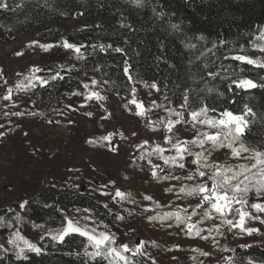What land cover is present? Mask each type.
<instances>
[{
  "label": "rangeland",
  "instance_id": "rangeland-1",
  "mask_svg": "<svg viewBox=\"0 0 264 264\" xmlns=\"http://www.w3.org/2000/svg\"><path fill=\"white\" fill-rule=\"evenodd\" d=\"M75 23L58 22L64 31H69ZM50 25L28 29L7 42L0 41V209L15 201L22 203L43 191L81 192L107 205L118 217H123L118 219L123 233L107 231L87 211L71 210L67 217L81 225L87 224L96 233L114 235L116 247L142 245L140 255L151 264H252L240 258L234 247L251 242L264 247V224L259 220L246 219L245 227L259 230L248 235L238 227L230 228L222 223V218L215 212L211 219L204 217V209L194 217L181 214L197 207L200 202V197L180 192L182 187L191 188L203 182L198 175L192 180L186 179L196 173L197 166L191 162L195 157L186 155L182 161L184 168L171 162L166 164L161 158L176 154L172 144L166 142V137H171L174 144L204 139L203 133L214 135L220 132L223 139L226 130L221 132L219 128L199 123L193 126L189 112L181 105L172 112L160 110L158 102L162 91L158 87L159 90L152 88L154 83L136 85L128 94H114L105 82L92 75L85 80L89 88L81 95H72L74 92L62 94L51 106L38 102L30 91L29 78L33 76V69L51 60L49 50L44 51L40 45L58 43L56 38L40 40L36 37L39 31ZM67 41L74 44L70 37ZM34 75L39 76L37 73ZM92 80L97 84L93 85ZM32 82L39 84L35 80ZM18 84L23 87L18 88ZM9 89L11 99L5 100ZM91 91L98 92L105 99L86 100V94ZM133 100L142 108L138 109ZM137 111L144 114L137 115ZM17 112L21 115H14ZM89 112L91 116L86 114ZM173 113H181L182 122L169 132L168 121L178 119ZM105 136H110V139L103 140ZM223 142L225 147L215 149L211 142H206L203 149L197 144L186 146L192 153L203 152L208 164L232 168L253 155L241 152L240 157H235L227 147L228 140ZM240 144L237 140L233 147L239 148ZM157 146L164 149L162 154L156 152ZM129 160L142 162L143 170L131 173L127 168ZM252 162L255 160L250 159L248 163ZM202 170L208 174L213 171L212 168ZM174 186L177 192H172ZM117 189L127 198L116 197ZM146 196L151 199H145ZM156 202L159 204L154 206ZM252 203L258 202L249 200L246 209L264 219V213H256L251 208ZM169 209L182 216L180 221L175 216L159 220ZM84 217L90 219L84 220ZM227 219H233L235 223L239 217L232 213ZM188 224H199L196 227L202 230L200 235L193 231L185 236ZM63 226L42 227L23 219L21 224L0 233V249L19 252V247H24L22 241H17L19 247L8 242L16 232L41 248L42 237L50 232L55 234ZM204 236L208 238L203 239Z\"/></svg>",
  "mask_w": 264,
  "mask_h": 264
},
{
  "label": "trees",
  "instance_id": "trees-1",
  "mask_svg": "<svg viewBox=\"0 0 264 264\" xmlns=\"http://www.w3.org/2000/svg\"><path fill=\"white\" fill-rule=\"evenodd\" d=\"M0 4L7 5L0 7V41H10L28 29L48 23L51 25L36 37L58 39L49 49L51 60L37 74L48 78L59 71L63 79L30 87L38 102L51 106L62 94L83 93L85 80L92 75L105 82L114 94H128L136 85L154 83L162 91L160 110L172 112L184 104L185 95L193 108L206 104L216 109L208 113L215 118L225 109L238 114L247 105L252 114L239 141L264 151V88L240 90L232 85L229 89L237 78L264 84V68L226 58L248 55L264 61V52L259 51L264 46V39L259 37L264 31V0H142V5L135 0H0ZM61 21L76 23L64 31L58 24ZM69 37L80 47L79 54L62 46ZM116 48L122 51L116 52ZM241 162L235 168L240 163L249 167L253 164L248 163L250 159ZM142 164L129 160L127 168L131 173L141 172ZM177 190L174 186L172 192ZM249 200L264 203L254 193L249 194ZM25 201L24 208L15 201L0 209L1 234L23 219L42 227H61L71 210H87L107 231L123 233L114 210L81 192L43 191ZM194 210L196 214L203 212L202 208L193 207L180 213L194 217ZM174 212L166 210L159 220L170 219L166 214ZM185 236H189L188 232ZM87 243L78 234L65 237L63 243L45 235L40 254L26 249L23 256H18V252L0 249V264H108L86 257ZM88 251L92 249L89 247ZM234 252L252 264H264V247L257 242L236 245ZM126 255L139 264H151L141 255Z\"/></svg>",
  "mask_w": 264,
  "mask_h": 264
},
{
  "label": "snow or ice",
  "instance_id": "snow-or-ice-1",
  "mask_svg": "<svg viewBox=\"0 0 264 264\" xmlns=\"http://www.w3.org/2000/svg\"><path fill=\"white\" fill-rule=\"evenodd\" d=\"M137 5H142V0H135ZM0 7H7L5 4H0ZM174 28L178 26L173 25ZM203 39V37H201ZM260 39H264V32H261ZM66 49H72L77 54L80 53V47L75 44H72L68 41H64L63 45ZM44 51H48L52 45H40ZM110 47V46H109ZM189 47H195V45H189ZM215 47V45H214ZM103 50V46H101ZM116 52L122 51L120 48L114 49ZM259 51L264 52V46L259 48ZM20 55V53H18ZM78 58H83L82 56H78ZM230 58L231 60L238 61L240 64L253 65L259 68H264V61L259 59H253L248 55H234ZM207 65H205L206 67ZM63 66H61L62 68ZM128 66L125 65L124 72L128 73ZM42 69L35 68L32 70L33 76L29 78V85L35 87V84L32 82L33 80L39 82L41 86H46L49 84V81H55L57 79H63L60 75V72H56L54 75H51L48 78H43L40 76L34 75L35 73L41 72ZM243 71V69H241ZM215 75V74H210ZM131 79V77H129ZM93 85L97 84L96 80H92ZM232 85H235L236 89L240 90H249L257 87L264 88V84H257L252 79L248 78H237L232 80L229 85V89L232 90ZM18 88L23 87V85L18 84ZM83 87L85 89L89 88L88 84H84ZM152 88H157L156 84L151 85ZM157 90H159L157 88ZM209 92L213 91L212 89H208ZM72 95H81L79 92H74ZM222 96L223 93H220ZM86 100H92L93 98L97 100H103L105 97L101 96L98 92L91 91L88 92L85 96ZM5 100L11 99V89H9V95L4 96ZM133 104H136L138 109L142 108L141 104H138L135 100L132 101ZM83 106V105H82ZM181 107L192 108L189 112L191 117V121L194 122L193 126L196 123L207 125L211 128H219L221 132L226 130L223 139L221 138V133L218 132L216 134H208L203 133L204 139H193L191 141H177L176 143H172L171 137H166V142L172 144V148L175 150V156L170 157H161L164 162L167 164L169 162L178 165L180 168L185 167V163L182 161L185 160L187 156H194L191 162L197 166L196 173L194 175H189L186 177L188 180H192L195 176H199L202 183H198L191 188H181L180 192L185 193L189 196H198L200 197V202L197 204V208L204 209V217L211 219L212 213L215 212L222 218V223L227 224L231 227H238L241 232L247 233L248 235H252L259 230L256 228L245 227L246 219H255L259 220L260 223L264 224V219H262L259 215H253L246 209V206L249 203V194L254 193L255 197L258 199H264V151L257 150L251 146H247L241 142L240 147H233V144L237 140H242V137L245 135L246 130L248 129V125L250 123L248 116L252 114L251 108L247 105L244 106L243 110L240 113H233L227 109L223 110L220 113V118H210L208 116L209 111L215 112L216 109H210L206 104L193 108L190 104L188 95L184 96V104ZM91 116L92 113H86ZM137 115H143V111H137ZM178 117L175 121H168L167 128L169 132H172L174 127L182 122V114L181 113H173ZM14 115H21V113L17 112ZM51 122V121H50ZM103 140H109L110 136L102 137ZM224 139L228 140L227 147L231 149L233 156L240 157L241 152H251L253 155L251 157H245V159H254L255 163L251 164L249 167L246 164H241L237 168H232L231 166H221L218 164H208L207 157L204 156L203 152L192 153L187 148V144H197L199 147L203 149L204 144L206 142H211L213 145V149L216 147H225L223 142ZM91 143V141H89ZM147 143V141H145ZM264 147V146H262ZM115 151V149H112ZM156 152L158 154H162L164 152L163 148L157 146ZM211 153L209 152V155ZM151 163V161H149ZM155 167V166H154ZM212 168L213 171L211 174L206 173L202 169ZM255 170V171H254ZM155 176L156 173L153 172ZM207 176V180L204 178ZM175 179H179V177H175ZM209 181L211 182L209 184ZM166 191H171V189H167ZM116 197L121 199H126L127 196L124 192H121L119 189L116 190ZM145 199H151V197H145ZM27 204V201L21 203L19 206L24 208ZM235 205H239V207H235ZM207 206V207H205ZM107 207V205H105ZM251 208L255 210L256 213H264V203H252ZM87 211V210H85ZM235 213L236 216L239 217L238 221L234 223L233 219H227V217ZM196 214L195 210L192 213ZM175 216L177 221H180L181 217L179 213H167L166 218H171ZM118 219H123V217H117ZM2 219V218H0ZM84 220L90 219V217H84ZM149 219H154L150 217ZM190 219V217H189ZM64 226L61 229H58L55 234L48 233L53 241H57L63 243L65 237H68L72 234H78L81 237H85L87 239V246L85 247L84 255L90 258L93 261L99 259L100 261H107L108 264H139L138 261L133 260L131 257L124 255V253L131 252L132 256L140 255L142 250V245H137L134 248H130L129 245L124 244L119 247L115 246V237L107 232L96 233L95 229H89L87 224L81 225L78 221L74 222L72 219L68 217H64ZM188 234L191 235L193 231H195V235L199 236L201 229H198L196 225L188 224ZM218 231V229H217ZM211 232V230H209ZM13 238L9 239V243L19 247L17 241H22L24 247H19L18 256H23L25 254V249L30 252H34L36 254H40L42 249L37 247L35 244L31 243L24 237L20 235L19 232L12 234ZM203 239H207V236L202 237ZM91 248L92 251H88V248ZM203 255H208V253H202Z\"/></svg>",
  "mask_w": 264,
  "mask_h": 264
},
{
  "label": "water",
  "instance_id": "water-1",
  "mask_svg": "<svg viewBox=\"0 0 264 264\" xmlns=\"http://www.w3.org/2000/svg\"><path fill=\"white\" fill-rule=\"evenodd\" d=\"M71 43V42H70Z\"/></svg>",
  "mask_w": 264,
  "mask_h": 264
}]
</instances>
